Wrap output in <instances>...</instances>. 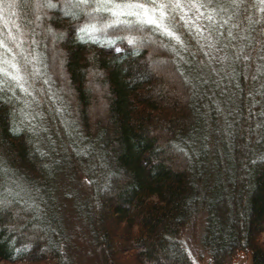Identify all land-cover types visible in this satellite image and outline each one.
I'll return each instance as SVG.
<instances>
[{
  "label": "trees",
  "instance_id": "obj_1",
  "mask_svg": "<svg viewBox=\"0 0 264 264\" xmlns=\"http://www.w3.org/2000/svg\"><path fill=\"white\" fill-rule=\"evenodd\" d=\"M73 4L0 0V262L264 264V0Z\"/></svg>",
  "mask_w": 264,
  "mask_h": 264
},
{
  "label": "snow or ice",
  "instance_id": "obj_2",
  "mask_svg": "<svg viewBox=\"0 0 264 264\" xmlns=\"http://www.w3.org/2000/svg\"><path fill=\"white\" fill-rule=\"evenodd\" d=\"M182 0H175V6L180 7ZM80 5L85 6L86 8L91 7L93 12L101 13L102 11L107 14V16L112 17V20H107V17H101L97 19L95 24H86L85 26L78 29L79 33H85L89 37L92 35V31L97 29L98 24H105L108 28H120L122 25V21L119 20V17L125 14V9L131 10H140V11H129L126 14L135 15L137 17V23L141 26H152L157 29H161L165 35H168L170 38H176L174 34L167 29L166 26L162 25V18L164 16L163 9L168 7L165 4H159L157 6L156 0H152L151 7L147 6L144 3H117L116 0H75V4L73 7H78ZM12 5H9L11 7ZM50 7H55V5H49ZM160 11V17L156 16V12ZM92 13H88L91 15ZM81 42H87L84 36H80ZM133 41L130 39L129 43L131 44ZM0 72H3V69H0ZM7 75V73H4ZM12 79L19 81L21 78L18 76H12ZM47 83V81H45ZM23 90V87L21 85ZM16 129L13 128V132L15 133Z\"/></svg>",
  "mask_w": 264,
  "mask_h": 264
},
{
  "label": "rangeland",
  "instance_id": "obj_3",
  "mask_svg": "<svg viewBox=\"0 0 264 264\" xmlns=\"http://www.w3.org/2000/svg\"><path fill=\"white\" fill-rule=\"evenodd\" d=\"M188 9H190V11H192L193 10V13H195V14H197V7H196V5H194V4H190L189 5V7H188ZM53 33H56V31H54L53 30ZM53 33H52V35H53ZM54 40V37L53 36H50V41L52 42ZM58 47H54L53 49H57ZM59 57H60V59L62 58V51L60 50L59 51ZM58 67H59V65H58ZM165 72H166V70H165ZM163 73V72H162ZM162 73H160V75L162 76ZM65 74L63 73V72H61V76L63 77V78H65V76H64ZM92 75L94 76V73H92ZM177 86V85H176ZM176 88H178V86L176 87ZM178 90H180L179 88H178ZM100 91L102 92V89L101 90H97V89H94V87H93V93H94V95H96V94H99L100 93ZM176 95H177V97H179L180 99H181V101H182V97H181V94H179L178 93V91H177V93H176ZM103 108V105L101 104H99V108H97L96 110H95V115H97V114H99L101 111H100V108ZM93 111V110H92ZM261 240L264 242V233L262 234V237H261ZM189 243V242H188ZM189 245V250H190V252L194 255V257L196 258V260L198 261V262H196V264H208L207 263V259L204 257V258H200V259H198V257H200V255H199V252H198V250L196 251V247H195V244L193 243V242H191L190 241V243L188 244ZM0 264H6V263H3V262H0ZM233 264H251V260H250V257L249 256H247L246 254H241L240 256H239V258L233 263Z\"/></svg>",
  "mask_w": 264,
  "mask_h": 264
}]
</instances>
